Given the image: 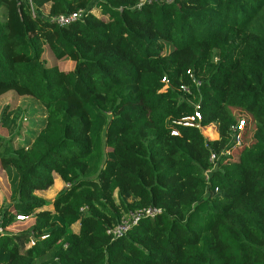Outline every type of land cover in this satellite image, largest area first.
Returning a JSON list of instances; mask_svg holds the SVG:
<instances>
[{"label": "trees", "instance_id": "16d2710c", "mask_svg": "<svg viewBox=\"0 0 264 264\" xmlns=\"http://www.w3.org/2000/svg\"><path fill=\"white\" fill-rule=\"evenodd\" d=\"M31 4L0 0V103L42 116L15 147L0 110V264H264V0Z\"/></svg>", "mask_w": 264, "mask_h": 264}, {"label": "rangeland", "instance_id": "374dc122", "mask_svg": "<svg viewBox=\"0 0 264 264\" xmlns=\"http://www.w3.org/2000/svg\"><path fill=\"white\" fill-rule=\"evenodd\" d=\"M8 104L11 106V108H18L22 111V117L19 119V128L17 130V133L13 136V146L17 147L28 145L33 140V136L31 135V133H33L34 130L37 129V127L35 126L36 122L42 117L40 115H37L36 110H38V107L36 106L35 102L29 99L19 98L16 100H12V98H8L0 103V110ZM237 115L238 114L236 113V116ZM7 182V175L4 174V172L0 168V209L4 205H7L9 203L10 192ZM63 187L64 185L59 180V178H57V176H54L52 188L46 192L39 193L38 196L45 200L49 204L48 206H51L55 195L59 191H61ZM49 209H51V207H49ZM28 224L29 223L16 224L13 228L10 229V231L17 232L18 230H24L29 226ZM77 228L78 227L75 226L74 230H76Z\"/></svg>", "mask_w": 264, "mask_h": 264}, {"label": "built area", "instance_id": "2783aa9c", "mask_svg": "<svg viewBox=\"0 0 264 264\" xmlns=\"http://www.w3.org/2000/svg\"><path fill=\"white\" fill-rule=\"evenodd\" d=\"M27 2L30 5L31 11L33 12V6L31 4V0H27ZM82 11H79L77 13L71 14L69 16H61V17H57L52 19L54 22H56L58 25L60 26H64L67 24H70L76 20H78L81 16H82ZM195 118L197 120H200V115L198 113H195ZM193 120V119H192ZM185 126L190 125L193 126V124L190 123H185ZM197 128H199L198 125H195ZM244 128V122L240 121L238 124H236L235 128H234V133H235V145H240L241 143V138H242V130ZM200 129V128H199ZM210 160L213 161L214 160V156L212 155L210 157ZM157 214H159L158 211L156 210H145L139 213H135L133 215H131V218L127 221H124L120 226L114 228L111 233L113 234V236L117 237V236H121L123 233L126 232L127 228L130 225H136L138 223V221L140 220V218L142 217H154ZM19 220L22 218H18ZM129 225V226H128ZM1 232V229H0Z\"/></svg>", "mask_w": 264, "mask_h": 264}]
</instances>
